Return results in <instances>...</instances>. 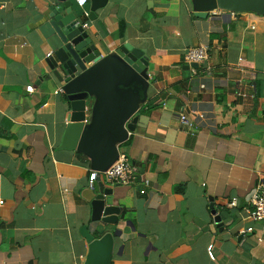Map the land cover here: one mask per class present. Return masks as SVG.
I'll return each mask as SVG.
<instances>
[{
	"label": "crops",
	"instance_id": "obj_1",
	"mask_svg": "<svg viewBox=\"0 0 264 264\" xmlns=\"http://www.w3.org/2000/svg\"><path fill=\"white\" fill-rule=\"evenodd\" d=\"M58 5L0 0V264H85L84 226L96 239L113 234L109 264H264V222L245 211L264 186V17L197 19L191 0H107L90 19V1L74 4L105 54L125 45L148 58L137 125L119 146L136 182L101 177L120 223L97 228L90 159L62 149L69 111L62 86L43 80ZM198 46L208 59L193 74L183 55Z\"/></svg>",
	"mask_w": 264,
	"mask_h": 264
},
{
	"label": "water",
	"instance_id": "obj_2",
	"mask_svg": "<svg viewBox=\"0 0 264 264\" xmlns=\"http://www.w3.org/2000/svg\"><path fill=\"white\" fill-rule=\"evenodd\" d=\"M51 7L52 27L59 45L46 59L44 79L62 86L66 109L69 111L62 149H73L90 159L92 172L97 173L90 188L91 221L98 228L117 226L120 210L109 204L113 195L101 181L103 173L117 158L119 146L135 131L138 118L134 116L142 101L144 81L148 80V58L138 49L122 46L105 51L83 29L71 0H57ZM92 19L107 5V0H89ZM194 16L206 19L210 13H253L264 17V0H191ZM197 68V65L191 66ZM86 112L90 118H86ZM131 118V120H130ZM88 123L85 124V120ZM130 120V121H129ZM219 218L215 222L219 223ZM88 245L85 264H109L113 234L104 230L96 239L86 226L79 231Z\"/></svg>",
	"mask_w": 264,
	"mask_h": 264
},
{
	"label": "built area",
	"instance_id": "obj_3",
	"mask_svg": "<svg viewBox=\"0 0 264 264\" xmlns=\"http://www.w3.org/2000/svg\"><path fill=\"white\" fill-rule=\"evenodd\" d=\"M74 4H76L80 9H84L85 6L89 3V0H71ZM217 13V12H214ZM84 16L88 17V13L84 12ZM83 29L88 28V24H82ZM50 57V55H48ZM208 59V47L207 46H198L196 48L188 49L185 51L183 55V62L188 65L190 68L193 65L200 66L204 64ZM193 74L196 73L194 68H191ZM34 89L32 86L26 88V92L32 94ZM63 94V90L59 89L56 94ZM180 125L187 130L189 135L193 137L196 132V128L191 120L187 118L185 113H182L179 118ZM85 124L88 123L86 119ZM131 133H128L130 136ZM98 174L95 172H91L89 177V186L90 188L93 186V183L96 180V176ZM107 183L112 185H121V186H129L133 185L136 182L137 171L130 164L127 156L118 152V156L116 160L103 172L100 174ZM229 208H234L237 206V199L233 198L227 204ZM246 213L249 216L250 220L253 222H264V186L258 187V189L254 192L249 200L248 207L246 208ZM253 229L248 228L246 230H242L240 235L242 237L246 236L247 233H252ZM207 256L211 261L215 260V256L213 253V246L210 245L207 247Z\"/></svg>",
	"mask_w": 264,
	"mask_h": 264
},
{
	"label": "rangeland",
	"instance_id": "obj_4",
	"mask_svg": "<svg viewBox=\"0 0 264 264\" xmlns=\"http://www.w3.org/2000/svg\"><path fill=\"white\" fill-rule=\"evenodd\" d=\"M77 6V5H76Z\"/></svg>",
	"mask_w": 264,
	"mask_h": 264
}]
</instances>
